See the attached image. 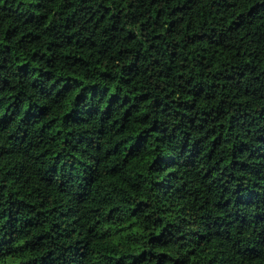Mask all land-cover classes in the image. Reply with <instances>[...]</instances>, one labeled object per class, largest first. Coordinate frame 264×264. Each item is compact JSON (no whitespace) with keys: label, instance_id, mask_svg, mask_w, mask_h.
<instances>
[{"label":"trees","instance_id":"trees-1","mask_svg":"<svg viewBox=\"0 0 264 264\" xmlns=\"http://www.w3.org/2000/svg\"><path fill=\"white\" fill-rule=\"evenodd\" d=\"M0 264H264V0H0Z\"/></svg>","mask_w":264,"mask_h":264}]
</instances>
